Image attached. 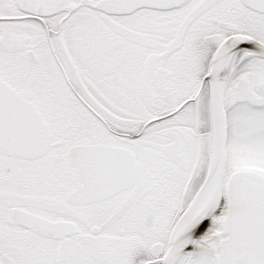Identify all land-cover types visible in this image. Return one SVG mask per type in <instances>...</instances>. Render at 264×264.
Here are the masks:
<instances>
[{
  "label": "snow or ice",
  "instance_id": "obj_1",
  "mask_svg": "<svg viewBox=\"0 0 264 264\" xmlns=\"http://www.w3.org/2000/svg\"><path fill=\"white\" fill-rule=\"evenodd\" d=\"M0 264H264V0H0Z\"/></svg>",
  "mask_w": 264,
  "mask_h": 264
}]
</instances>
